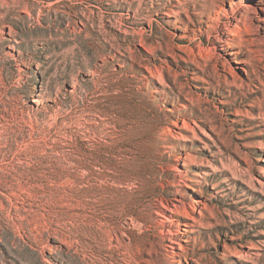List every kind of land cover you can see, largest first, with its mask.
I'll list each match as a JSON object with an SVG mask.
<instances>
[{
	"label": "rangeland",
	"instance_id": "obj_1",
	"mask_svg": "<svg viewBox=\"0 0 264 264\" xmlns=\"http://www.w3.org/2000/svg\"><path fill=\"white\" fill-rule=\"evenodd\" d=\"M0 264H264V0H0Z\"/></svg>",
	"mask_w": 264,
	"mask_h": 264
}]
</instances>
